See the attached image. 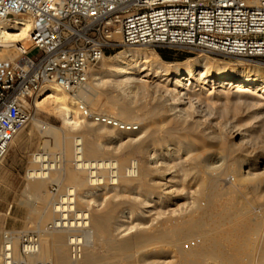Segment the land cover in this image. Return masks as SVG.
Listing matches in <instances>:
<instances>
[{
    "label": "bare ground",
    "instance_id": "1",
    "mask_svg": "<svg viewBox=\"0 0 264 264\" xmlns=\"http://www.w3.org/2000/svg\"><path fill=\"white\" fill-rule=\"evenodd\" d=\"M32 26L30 19L11 20L4 25L0 42L6 46L24 42ZM11 50L0 49V60L17 58ZM207 56L169 70L156 51L127 48L105 56L104 69L95 73V79L109 76L107 81L125 95L132 87L139 91L147 87L143 78H156L160 93L172 99L175 117L184 112L180 103L190 92L182 91L194 80L211 82L213 87L229 83L239 92L250 86L253 94L264 97V65L239 57L231 67L212 68L205 65ZM35 102L39 109L62 116L63 130L55 136L73 167L61 169L57 159L34 155L27 172L33 197L38 198L37 192L53 180L56 169L63 170L70 184L50 205L44 202L34 210L41 223L51 221L53 232L44 226L45 238H39L28 261L16 255V264H264V203L255 200L257 193L259 198L264 196V170H254L246 157L244 175L237 171L236 161L225 167L219 161L207 164L210 158L182 136L173 152L170 147L163 151L161 145L153 146L154 128L164 126L157 121L144 124L141 131L124 122L115 127L109 121H85L77 99L54 83L46 85ZM120 111L128 115L132 107L124 105ZM100 137L109 144L98 143ZM103 153L109 157H102ZM222 167L238 172L237 187L222 189L216 184L211 174L217 175ZM177 171L190 175L193 185L183 191L185 177L177 179ZM244 183L251 186L243 188ZM177 184L182 185L181 191Z\"/></svg>",
    "mask_w": 264,
    "mask_h": 264
},
{
    "label": "built area",
    "instance_id": "2",
    "mask_svg": "<svg viewBox=\"0 0 264 264\" xmlns=\"http://www.w3.org/2000/svg\"><path fill=\"white\" fill-rule=\"evenodd\" d=\"M24 18L33 21L24 42H0V49L18 54L0 60V163L46 85L69 93L82 89L92 70L119 46L234 55L264 65V0H0V33L9 21ZM74 96L85 118L124 126L93 113ZM13 237L4 232L1 264H16ZM21 238L27 257L39 239Z\"/></svg>",
    "mask_w": 264,
    "mask_h": 264
},
{
    "label": "rangeland",
    "instance_id": "3",
    "mask_svg": "<svg viewBox=\"0 0 264 264\" xmlns=\"http://www.w3.org/2000/svg\"><path fill=\"white\" fill-rule=\"evenodd\" d=\"M134 47L154 50L148 45H122L107 53L106 56ZM13 52L14 49L11 50V53L18 56L16 52ZM156 52L161 57V61L167 62V69L169 70L174 69L173 65L182 66L184 61H189L198 56L206 57L208 55L205 65L219 69L231 67L232 64L235 65L234 63L239 58L234 55L227 56L208 52L189 54L175 53L164 49L156 50ZM161 53L166 54L168 58H163ZM103 69L101 61L92 70L87 84L82 89L74 92L82 97V100L93 113L111 116L132 126H139L134 131H141V127H145L147 123L151 125L157 121L164 126L154 128V144L152 145H158V147L161 145L162 148H160L163 151H167L169 147L173 148L171 152L178 149L176 141L182 139L180 138L182 136L183 139H190L195 143V151L201 150L208 156L207 158H210L207 161L209 165L219 161L223 163V166H226V163L230 164L236 161L238 164V166L236 164L237 171L244 174L248 170L246 162H244L246 157L247 162L252 163L254 170H264V97L253 94L250 86L239 92L236 87L229 83L216 84L213 87L211 82L202 84L198 80H194L193 84L185 87L186 89L182 91L190 92L180 103V107L185 108L184 112L182 115L180 113L178 117H175V112L170 109L172 99H170V96L160 93L163 90L158 79L143 78V83H146L147 86L146 89L139 91L132 87L124 95L116 86L107 81L110 78L109 76L95 79V73ZM102 79L106 81L103 82ZM85 88L88 90H85ZM74 93H69V95L73 97ZM75 98L77 99V97ZM124 105L132 107L130 114H121L120 110ZM183 118L185 119L183 120ZM176 120L178 121L176 122ZM85 121L92 122L91 119L86 118ZM63 126L64 122L61 115L39 109L35 102L29 123L17 134L6 157L0 163V249L4 232L6 230L12 231L13 239L16 242L15 245L13 242L15 256L19 257L21 255L26 261H28V258L22 255L21 236L23 234L36 235L38 239H43L46 236L42 233L44 226L48 228L49 233L53 232L51 221L46 220L41 223L39 215L34 210H37L44 202L50 205L53 200H56L60 194L65 192L67 185L70 184L62 175L63 170H60L62 166L66 167L69 164L73 167V161L66 157L65 150L59 145V140L55 136V132L62 131ZM97 141L101 144H109L106 137L97 138ZM37 153L48 155L50 160L57 159L58 163L61 164V169H56L55 172L52 171L53 180L47 182L37 192L38 198H35L31 194V181L27 177V172L33 166L34 155ZM103 155L102 157H109L105 153ZM136 155H134L135 158L141 160V156ZM178 157L182 160L184 158L183 152H180ZM178 172H174L177 179H181L182 176L185 177L181 179V184L184 185L182 189L191 187L194 181L191 178L188 179L190 175L184 176L181 172V174ZM214 173L211 174V177L222 189L235 188L239 184L238 174L227 167L219 169L217 171L219 175ZM182 185L177 184L175 187L181 191L180 187ZM251 185L244 183L243 188ZM78 187L77 189H81V186ZM262 189L264 191V186ZM153 191H159V189L153 188ZM180 191L178 193L179 197L182 194ZM255 195L259 196L258 193ZM255 195H249V197L254 196L252 198H255ZM258 196L259 200L255 199L256 202L264 203V196L263 199ZM180 201H183V199L181 198Z\"/></svg>",
    "mask_w": 264,
    "mask_h": 264
},
{
    "label": "trees",
    "instance_id": "4",
    "mask_svg": "<svg viewBox=\"0 0 264 264\" xmlns=\"http://www.w3.org/2000/svg\"><path fill=\"white\" fill-rule=\"evenodd\" d=\"M161 55L163 56V58H165V59H167L168 58V56L166 55V54H164V53H161Z\"/></svg>",
    "mask_w": 264,
    "mask_h": 264
}]
</instances>
